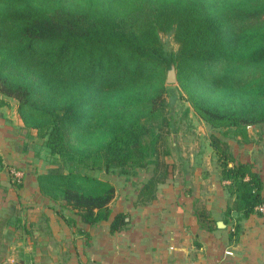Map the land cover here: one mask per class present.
<instances>
[{
  "label": "trees",
  "instance_id": "16d2710c",
  "mask_svg": "<svg viewBox=\"0 0 264 264\" xmlns=\"http://www.w3.org/2000/svg\"><path fill=\"white\" fill-rule=\"evenodd\" d=\"M262 13L264 0H0V105L14 98L27 134L34 129L52 157L37 177L42 194L94 223L110 218L114 187L91 169L150 168L145 189L167 175L171 64L180 95L222 136L264 122ZM242 64L260 74L229 72ZM221 135L209 138L234 194L225 214L246 217L264 203L262 176ZM124 217L117 212L110 230Z\"/></svg>",
  "mask_w": 264,
  "mask_h": 264
},
{
  "label": "crops",
  "instance_id": "0c3cea01",
  "mask_svg": "<svg viewBox=\"0 0 264 264\" xmlns=\"http://www.w3.org/2000/svg\"><path fill=\"white\" fill-rule=\"evenodd\" d=\"M16 106L10 98L0 105V264H264V211L225 214L234 194L210 138L179 146L168 141L161 160L168 173L146 189L150 168L104 171L98 177L114 187L110 218L87 223L70 210L62 214L40 191L37 177L53 163L49 152L46 162L31 153L27 144L35 130L27 134ZM233 137L226 139L233 155L260 172L264 197V122ZM12 169L22 171L19 180ZM117 212L125 222L110 230Z\"/></svg>",
  "mask_w": 264,
  "mask_h": 264
},
{
  "label": "rangeland",
  "instance_id": "374dc122",
  "mask_svg": "<svg viewBox=\"0 0 264 264\" xmlns=\"http://www.w3.org/2000/svg\"><path fill=\"white\" fill-rule=\"evenodd\" d=\"M258 20L264 19V13L257 17ZM257 21L255 18H250L249 23H254ZM163 41L166 43L169 49L175 50L177 48V43L173 40L170 34H161ZM216 71L221 70L220 64L216 65ZM233 69L235 67H232ZM259 67H248L247 64L238 65L234 70L229 69V72L234 73L237 76L249 77L251 75H259L260 74ZM167 75V70L165 72V76ZM168 84V83H167ZM169 86L176 87V90L173 92L176 99L173 100L172 104L166 109V114L170 115L171 125L170 129L175 127V131H172L169 134L168 141L172 143L175 142L177 146L180 145L183 141H194V140H208L211 133L219 134L220 131L212 127L207 121L202 119L197 112L191 107L189 102L184 98V95H180L179 88L177 86V82L169 84ZM2 94L0 93V97ZM13 101L14 105L17 101L14 98L8 97ZM167 99L171 100V93H167ZM24 127V126H23ZM25 129V128H24ZM22 131V129H21ZM28 134H31L32 130ZM221 135V134H220ZM224 139L234 138L231 135L222 136ZM29 146L31 153H33L36 157L42 158L46 162V154L48 150H46V146L42 144L40 138L33 134L32 138L29 135V142L27 144ZM52 159L51 156L48 157L50 161ZM94 172L96 176H103L104 170H90Z\"/></svg>",
  "mask_w": 264,
  "mask_h": 264
},
{
  "label": "water",
  "instance_id": "95a60500",
  "mask_svg": "<svg viewBox=\"0 0 264 264\" xmlns=\"http://www.w3.org/2000/svg\"><path fill=\"white\" fill-rule=\"evenodd\" d=\"M176 81H177V75H176L175 66L171 64L170 67L167 69L166 82L174 83ZM218 224L224 225L222 220H219ZM93 264H96V263H93Z\"/></svg>",
  "mask_w": 264,
  "mask_h": 264
},
{
  "label": "built area",
  "instance_id": "2783aa9c",
  "mask_svg": "<svg viewBox=\"0 0 264 264\" xmlns=\"http://www.w3.org/2000/svg\"><path fill=\"white\" fill-rule=\"evenodd\" d=\"M11 173L13 175L14 180H19V178L22 176V171L19 169H12ZM256 208L259 211H264V203L257 205Z\"/></svg>",
  "mask_w": 264,
  "mask_h": 264
}]
</instances>
